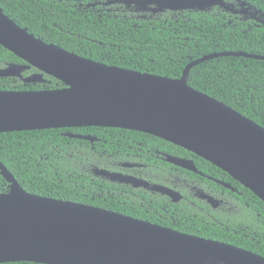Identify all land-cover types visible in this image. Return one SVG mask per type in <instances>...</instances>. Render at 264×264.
<instances>
[{
    "label": "trees",
    "instance_id": "trees-1",
    "mask_svg": "<svg viewBox=\"0 0 264 264\" xmlns=\"http://www.w3.org/2000/svg\"><path fill=\"white\" fill-rule=\"evenodd\" d=\"M107 1L0 0V9L46 44L108 66L172 79L179 78L189 62L204 55H264V25L239 19L223 7L136 12L122 3L103 5ZM240 1L264 15V0ZM12 65L26 66L21 70L23 77L41 73L0 44V69ZM187 84L264 128V60L233 55L207 59L189 69ZM63 87L64 83L45 73L36 82L0 76V90ZM67 133L89 135L95 140ZM135 143L191 158L197 171L232 187L213 183L218 193L224 191L227 202L213 208L185 192L184 198L171 202L163 195L130 188L94 173L95 169L116 170L114 157L125 158L124 152ZM157 161L158 166L170 167ZM0 163L32 194L111 210L264 256V201L221 168L160 137L101 126L0 132ZM173 167L174 173L187 179L200 178L191 170ZM8 191L9 182L0 173V193Z\"/></svg>",
    "mask_w": 264,
    "mask_h": 264
},
{
    "label": "water",
    "instance_id": "water-1",
    "mask_svg": "<svg viewBox=\"0 0 264 264\" xmlns=\"http://www.w3.org/2000/svg\"><path fill=\"white\" fill-rule=\"evenodd\" d=\"M152 12L206 10L225 0H109ZM256 13V12H255ZM0 44L65 84L58 89L0 90V132L114 127L145 132L193 152L221 168L264 201V128L187 84L189 69L207 59L233 55L264 60V55L221 52L189 62L172 79L108 66L46 44L33 37L0 9ZM24 65L0 69V76L24 82ZM68 136L89 141V135ZM168 161L196 172L191 159ZM9 191L0 193V264H264V256L103 208L39 196L25 191L0 163ZM95 174L134 186L145 182L105 169ZM226 187L229 184L223 183ZM166 192L162 186L153 187ZM174 201L180 197L168 190Z\"/></svg>",
    "mask_w": 264,
    "mask_h": 264
},
{
    "label": "flooded vegetation",
    "instance_id": "flooded-vegetation-1",
    "mask_svg": "<svg viewBox=\"0 0 264 264\" xmlns=\"http://www.w3.org/2000/svg\"><path fill=\"white\" fill-rule=\"evenodd\" d=\"M230 3H232L233 9L237 10L235 11V13L231 11L230 12L235 14V16H238L239 19L252 20L254 22L264 25V15L262 14L261 10L253 8L250 5H246L240 0H232ZM109 4L111 3L103 5L106 6ZM126 7H128L131 11L133 10L136 12L148 11L151 8V6H148L145 8V10L136 9L137 7L134 4L126 5ZM124 155L126 157L121 159L114 157L116 158V161H114L113 164L115 163L114 166L117 169L109 171L120 173L132 179H135L136 181L145 182L146 185L140 184L134 186L131 182L118 183L128 186L130 188L145 189L150 193L163 195L171 202H177L184 198V194H182V192H185L187 197H190L191 199L197 198L200 201L206 202L211 207L217 208L220 207V205L223 206L227 201L225 200L223 195L224 191L218 193V188H216L213 183L217 184L218 186H221L222 188L233 190L231 186L226 187L225 185H223V183L225 182H223L222 180L212 177L210 175H205L200 171L195 172L200 175V178L196 179H187L182 175L174 173L173 166L177 165L167 160L168 157L174 155L168 153L165 150H160L154 146L147 147L146 145H143L141 143H135L134 145L129 146V151H125ZM157 159H159L160 162H165L166 164H169L170 167L167 168L165 166H158ZM185 159L191 158L185 157ZM157 167L159 168V171L157 170ZM105 178L109 179L108 177ZM158 186L165 187L166 192H161L158 189L153 188ZM167 189H176L175 191H177L180 195L179 199L177 201H174L172 196L167 193Z\"/></svg>",
    "mask_w": 264,
    "mask_h": 264
}]
</instances>
